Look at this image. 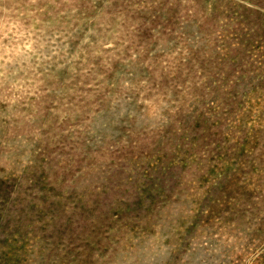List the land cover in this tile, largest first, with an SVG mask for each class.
I'll list each match as a JSON object with an SVG mask.
<instances>
[{"label": "rangeland", "instance_id": "obj_1", "mask_svg": "<svg viewBox=\"0 0 264 264\" xmlns=\"http://www.w3.org/2000/svg\"><path fill=\"white\" fill-rule=\"evenodd\" d=\"M0 264H264V0H0Z\"/></svg>", "mask_w": 264, "mask_h": 264}]
</instances>
